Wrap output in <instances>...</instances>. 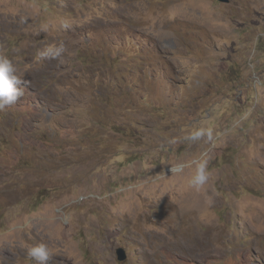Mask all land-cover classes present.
Returning <instances> with one entry per match:
<instances>
[{"label":"rangeland","instance_id":"rangeland-1","mask_svg":"<svg viewBox=\"0 0 264 264\" xmlns=\"http://www.w3.org/2000/svg\"><path fill=\"white\" fill-rule=\"evenodd\" d=\"M0 55V264H264V0H0Z\"/></svg>","mask_w":264,"mask_h":264},{"label":"clouds","instance_id":"clouds-1","mask_svg":"<svg viewBox=\"0 0 264 264\" xmlns=\"http://www.w3.org/2000/svg\"><path fill=\"white\" fill-rule=\"evenodd\" d=\"M68 51L64 43H60L56 46H52L40 53V58L48 60H56L63 63L65 53ZM30 82L22 80L16 75V69L12 62L4 55H0V110H4L6 107L15 104L25 93L24 87H20L21 84L28 85ZM206 134L207 139L211 141L213 139L212 132L209 130L207 133L204 130L194 132L188 139L193 141L201 139ZM195 164V175L191 179V186L199 189L208 180L206 158H200L193 161ZM177 169H174L176 171ZM27 255L34 261V264H49L52 254L47 245L41 243L31 246L27 250Z\"/></svg>","mask_w":264,"mask_h":264},{"label":"water","instance_id":"water-1","mask_svg":"<svg viewBox=\"0 0 264 264\" xmlns=\"http://www.w3.org/2000/svg\"><path fill=\"white\" fill-rule=\"evenodd\" d=\"M214 1H218V2H221V3H227L229 0H214ZM123 259V257L121 256H118V260L121 261Z\"/></svg>","mask_w":264,"mask_h":264}]
</instances>
